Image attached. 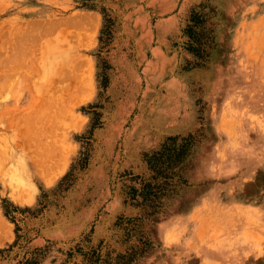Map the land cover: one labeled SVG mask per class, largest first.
I'll return each mask as SVG.
<instances>
[{
  "label": "rangeland",
  "instance_id": "374dc122",
  "mask_svg": "<svg viewBox=\"0 0 264 264\" xmlns=\"http://www.w3.org/2000/svg\"><path fill=\"white\" fill-rule=\"evenodd\" d=\"M0 29V264H264V0H0Z\"/></svg>",
  "mask_w": 264,
  "mask_h": 264
},
{
  "label": "bare ground",
  "instance_id": "6f19581e",
  "mask_svg": "<svg viewBox=\"0 0 264 264\" xmlns=\"http://www.w3.org/2000/svg\"><path fill=\"white\" fill-rule=\"evenodd\" d=\"M1 30H2V29H0V35H1V33H2ZM22 32H23V31H22ZM29 32H30V31H29ZM16 33H17V32H16ZM27 33H28V32H27ZM30 33H32V32H30ZM30 33H29V35H30ZM18 34H19V33H18ZM32 34H33V33H32ZM20 35H21V34H20ZM24 35H26V33H24ZM15 37L18 38L19 35H18V36H15ZM22 37H25V36H23V34H22ZM22 37H21V39H22ZM27 37H28V36H27ZM28 38H29V37H28ZM28 38H27V39H28ZM11 39H12V38H11ZM23 39H24V38H23ZM27 39H26V40H27ZM35 39H36V38H35ZM16 40H17V39H16ZM19 40H20V39H19ZM28 40H29V39H28ZM0 41L4 42V39H2L1 36H0ZM11 41H12V40H11ZM20 42H23V41L21 40ZM3 44H4V43H3ZM23 45H24V44H23ZM25 45H26V44H25ZM12 46H13V45H12ZM16 47H17V46H16ZM20 47H21V44H20V46H18L17 48H15V47L11 48V46H10L9 49H12V52L8 50L9 53L11 52V54L9 55V53H8V54L6 53L7 55H9V58H8V56H6V57H7L8 59H12L13 61H15L14 58H13V57H14V56H13L14 52L17 53L18 55H20V54L23 52V48H22V50H19ZM20 49H21V48H20ZM24 49H25V47H24ZM8 51H7V52H8ZM29 51H30V50H29ZM3 54H4V53H3ZM3 54H2V55H3ZM23 54H24V52H23ZM2 55H1V56H2ZM20 56H21V55H20ZM2 57H3V56H2ZM2 57H1V58H2ZM15 58H16V57H15ZM3 59H4V58H2V60H3ZM0 60H1V59H0ZM3 61H4V60H3ZM6 61H7V60H6ZM13 61H12V63H13ZM20 61H21V59H20ZM0 62H1V61H0ZM7 62H8V61H7ZM18 63L21 64V62H17L16 64L18 65ZM0 64H1V63H0ZM22 64H23V63H22ZM14 66H15V65H14ZM21 66H22V65H21ZM28 66H29V65H28ZM30 66H31V65H30ZM30 66H29V68H30ZM1 68H2V67H1ZM4 68H5V67H4ZM12 68H13V67H12ZM15 69H16V68H15ZM18 69H19V67H18ZM6 70H7V69H6ZM9 70H10V69H9ZM9 70H8V73H9ZM15 71H16V70H15ZM25 71H27V70H25ZM1 72H2V70H1ZM3 72H4V71H3ZM3 72H2V73H3ZM10 72H11V70H10ZM14 73H15V72H14ZM28 73H29V75H30V71H29V72L27 71V73H26V72L24 73L25 77H26V74H27V76H29ZM44 74H45V73H44ZM2 76H5V75L3 74ZM49 76H50V75H49ZM5 77H6V76H5ZM43 77H44V76H43ZM6 78H8V77H6ZM26 78H27V77H26ZM28 78H29V77H28ZM24 79H25V78H24ZM29 79H31V76H30ZM27 80H28V79H27ZM28 84H31V82L28 83ZM51 87H52V86H51ZM52 88H53V87H52ZM29 92H30V91H29ZM33 97H34V95H33ZM49 102H50V101H49ZM38 105H39V104H38ZM34 106H35V103H34ZM40 107H41V106H40ZM34 108H35V107H34ZM50 108H51V107H50ZM2 109H6V107L4 106ZM28 109H30V108L28 107ZM31 109L33 110V107H32ZM30 112H31V111H30ZM54 112H55V111H54ZM41 113H42V112H40V114H41ZM53 114H54V113H53ZM34 116H38V118H36V117H34ZM39 116H41V118H42V115H38V114L36 113V115H32V118H33V119L36 118V120H37L38 122L43 121V120H41V119L39 118ZM30 118H31V117H30ZM43 118H44V116H43ZM19 119H20V118H18V120H16L17 122H19V124L22 123L23 120L25 121L24 118H23V120L21 119V121H19ZM28 119H29V118H28ZM38 119H40V121H39ZM8 121H9V119H8ZM26 122H27V120H26ZM26 122H25V124H23V123H24V122H23V123H22V126H23V125L26 126V125H27ZM28 122H29V123L31 122V124L28 123L29 125H32V123H33V122H32V119H30ZM9 123H10V121H9ZM11 123H14V122H12V120H11ZM15 123H16V122H15ZM35 123H36V122H35ZM16 124H18V123H16ZM29 125H27V126H29ZM34 125H35V124H34ZM36 125H37V124H36ZM19 126H21V125H19ZM27 128H28V127H27ZM23 129H24V128H23ZM23 129H22V130H23ZM22 130H20L19 134H20V133H21V134L23 133L24 136H25V135H26L25 133H27V132H24V131L22 132ZM35 132H36V131H35ZM35 132H34V134H35ZM17 133H18V132H17ZM25 137H26V139H25ZM25 137H24V139H25V140H28V139H27V136H25ZM39 137H40V136H39ZM3 138H4V137H3ZM29 138H31V137H29ZM34 139H35V138H34ZM39 139H40V138H37L38 142L40 141ZM16 141H17V140H16ZM16 141H15V143H16ZM28 141H29V140H28ZM28 141H27V143H29ZM32 141H33V139H32ZM35 141H36V140H35ZM24 142H25V141H24ZM19 143H20V142H19ZM25 143H26V142H25ZM27 143H26V144H27ZM17 144H18V143H17ZM44 146H45V145H44ZM44 149H45V148H44ZM47 149H48V148H47ZM47 149H46V150H47ZM39 152H40V151H39ZM43 153H44V152H43ZM47 153H48V152H46V154H47ZM49 153H50V151H49ZM35 155H36V154H35ZM4 157H5V156H4ZM39 157H40V156H39ZM41 157H42V156H41ZM35 159H36V158H35ZM39 159H40V158H39ZM42 159H43V158H42ZM42 159L40 160L41 162L38 161V160H36V161H37L38 163H45L46 160L43 159V162H42ZM44 160H45V162H44ZM0 162H1V161H0ZM46 164H47V162H46ZM0 166H1V165H0ZM2 166H3V165H2ZM21 168H22V167H21ZM24 169H25V168H24ZM20 171H21V170H20ZM16 177L20 178L19 171H17V173H16Z\"/></svg>",
  "mask_w": 264,
  "mask_h": 264
}]
</instances>
